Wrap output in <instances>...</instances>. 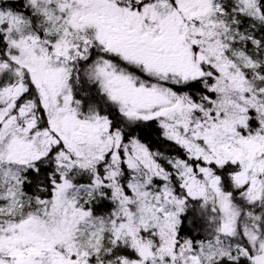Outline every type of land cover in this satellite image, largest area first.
<instances>
[{"label": "snow or ice", "instance_id": "6c2138e0", "mask_svg": "<svg viewBox=\"0 0 264 264\" xmlns=\"http://www.w3.org/2000/svg\"><path fill=\"white\" fill-rule=\"evenodd\" d=\"M0 264H264V0H0Z\"/></svg>", "mask_w": 264, "mask_h": 264}]
</instances>
